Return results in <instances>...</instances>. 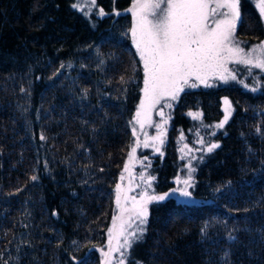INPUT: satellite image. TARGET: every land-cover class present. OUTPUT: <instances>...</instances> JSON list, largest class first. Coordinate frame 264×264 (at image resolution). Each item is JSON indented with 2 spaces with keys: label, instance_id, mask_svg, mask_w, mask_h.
Returning <instances> with one entry per match:
<instances>
[{
  "label": "trees",
  "instance_id": "16d2710c",
  "mask_svg": "<svg viewBox=\"0 0 264 264\" xmlns=\"http://www.w3.org/2000/svg\"><path fill=\"white\" fill-rule=\"evenodd\" d=\"M95 2L103 16L74 0H0V264H101L144 73L133 0ZM255 2L240 0L244 44L264 39ZM258 81L255 92L231 81L179 95L156 192L185 171L179 135L220 147L191 159L192 202L149 206L131 247L140 264H264V72ZM225 99L228 123L207 127Z\"/></svg>",
  "mask_w": 264,
  "mask_h": 264
},
{
  "label": "snow or ice",
  "instance_id": "6c2138e0",
  "mask_svg": "<svg viewBox=\"0 0 264 264\" xmlns=\"http://www.w3.org/2000/svg\"><path fill=\"white\" fill-rule=\"evenodd\" d=\"M239 4L240 0H133L129 11L134 23L130 31L136 51L143 62L144 73L143 99L140 100L139 109L135 113L133 135L136 133V124H139L141 129L145 123L151 126V114L162 101L164 104L158 114L163 118V108H171V102L177 101L179 94L184 92L186 87L196 88L200 84L204 87L216 86L209 82L211 79L220 80L225 84L229 79L240 83L242 78L238 80L235 70L229 69L230 63L243 65L247 69L257 68L264 71V42L250 47L246 52L235 37L236 23L240 19ZM92 5L95 6V0H92ZM72 7H77L75 0ZM258 8L259 14L264 16V0H260ZM97 12L100 16L105 14L103 9H98ZM256 53L259 54L255 55ZM243 87L247 88L248 85L243 84ZM250 90L255 92L258 89L254 86ZM224 104L226 107L223 119L214 126L207 127L222 129L228 123L232 109L227 99L224 100ZM188 115L194 120H199L202 116L198 112H189ZM164 124H167L166 119L157 126V135L152 138L153 142L159 141L163 144L161 137L165 134ZM210 135H215V132ZM41 139L44 137L41 136ZM180 139L183 141L184 136L181 135ZM198 142L201 147L195 149L197 152L211 153L220 147L216 142L205 145L203 137H200ZM140 143V138L137 136L131 147L128 165H131L136 157ZM143 147H150L147 134L143 140ZM186 148L188 145L180 149L181 153H184ZM155 151L160 152V148L155 147ZM192 151L193 149H188L189 154ZM160 154L163 155L162 152ZM181 159H184L183 155ZM141 163L143 164V161ZM150 166L149 162L145 167ZM187 167L190 170L188 178L183 181L177 179L175 181L177 187L165 194H156L152 189L154 176L141 173L138 177L141 184L136 185L142 187L139 193L140 199L131 197V205L127 208L121 204V187L119 185L116 187V205L119 214L107 233V251L101 249L104 264H126L133 242L144 234L150 203L163 202L173 196L188 200L192 198L189 189L194 186L191 172L195 169L190 160ZM123 171L131 176L128 166ZM32 179L35 180L36 177L33 176ZM120 179L123 180L124 176L122 175ZM128 190H132L131 181ZM123 200L127 204L129 197L124 194ZM125 212L130 215L125 217ZM132 214L136 220L135 225L130 223L133 220ZM231 238L235 239V237ZM114 253L118 254L115 259ZM78 264L85 262L81 261Z\"/></svg>",
  "mask_w": 264,
  "mask_h": 264
},
{
  "label": "rangeland",
  "instance_id": "374dc122",
  "mask_svg": "<svg viewBox=\"0 0 264 264\" xmlns=\"http://www.w3.org/2000/svg\"><path fill=\"white\" fill-rule=\"evenodd\" d=\"M259 3H260V0H256L255 4H256L257 8H258ZM76 4H77V8L78 9L83 10V11H85L88 14H91V13H93L95 11H96V13H98L97 10L99 8H98V6H96V2H95V6L92 5V0H76ZM130 8H131V6L125 12L131 14V12L129 11ZM239 10H240V4H239ZM258 10H259V8H258ZM262 18L264 20V16H262ZM240 19H241V12H240ZM240 19L236 23L235 37L240 42V46L243 47L245 49V51L247 52V51H249L250 47H255V46L261 44V42H264V39L259 41V42L252 43V44H246V43L244 44V43H242L241 42L242 40L239 39L238 34H237V28H238ZM133 23H134V18L132 17V26H133ZM130 34H131V31H130ZM131 38H132V36H131ZM132 41H133V39H132ZM133 43H134V41H133ZM134 45H135V43H134ZM258 54L259 53H256L255 55H258ZM142 64H143V62H142ZM228 67H229L230 70H235V74H237L238 80H240L242 78L241 83L244 82V84H247L248 88L249 87L252 88L254 86L256 87L257 85H259L258 78H259L260 74L262 72H264V71H261L260 69H257V68L247 69L243 65H238V64H235V63H230L228 65ZM231 81L232 80L229 79V82H231ZM247 81H249L250 85H249V83H247ZM209 82L213 83L214 85H216L218 83H223L222 81L216 80V79H211ZM199 86H204V85L200 84ZM187 89H195V88H187L186 87L185 90H187ZM142 99H143V97H142ZM175 102L176 101L171 102L172 103V107L171 108H166V107L163 108V111H164V117L163 118L158 114V111H159V109L161 107H163L164 101H162L161 104L157 105L156 109L153 110V112L151 114V120H152L151 126L149 124L145 123L143 129H141L139 124L135 125L136 133H135V135H133V142H132L131 147L134 145V142H135L137 136L140 138L141 143L137 147L136 157L133 159L132 164L128 165V159H129L130 152H131V147H130V149H129L128 153H127V158H126L125 164H124V166H123V168L121 169V172H120L121 173L120 177L123 175L124 179L123 180L120 179L119 182H118V185L122 189L121 204L125 208L130 207V205H131V197H136L137 199H140L139 193L142 191V187H136V185L141 184V181L138 178L139 175L141 173H145L146 175L154 176L153 167H154V162L156 160L155 158H156V156H161L160 152H162L163 155L165 154V147H166L168 139L170 137V130H171V127H172L171 119H172V113H173V108H174ZM225 107H226V105H225ZM138 109H139V106H138ZM194 112L197 113V111H194ZM135 119H136V116H134V118H133L132 128H133V122L135 121ZM164 119L167 120V124L163 125L164 132H165V134L161 137V139L163 140V144H160L159 141L153 142L152 138L157 135V126L162 124ZM145 134H147L148 141H149V144H150V147H148V148L143 147V140H144ZM181 135H183V134H181ZM181 135H179L178 140H177L179 151H180V149L182 147H184V145H188V148L185 149L184 153H181V151H180L181 156L182 155L184 156V160L186 161V165H184V170L185 171L183 173H181V175H178L176 180L180 179L181 181H183L184 179L188 178V174H189L190 170L187 167V165L189 163V160L191 161V159L194 157V155L196 153L195 149H197V148L192 146L188 142V139L184 135H183L184 136V140L181 141V139H180ZM153 145H155V146H153ZM155 147H159L160 148V152H156L155 151ZM188 149H193L191 154H189ZM145 157H147V159H144ZM141 161H143V164L141 163ZM149 162H150L151 166L150 167H145L146 165L149 164ZM126 166H128L130 168L131 176H129V174H127V173H124L123 169ZM130 181H131V184H132V190L129 191L128 188H129ZM154 182H155V179L152 181V189L155 191L156 194L169 193L172 189L177 187V185L175 183V186L172 189L168 190L167 192H162V193L161 192H156V190L154 188ZM124 194H126L129 197V201H128L127 204H125L124 200H123V195ZM173 197L178 199V200L184 201V202H192V198L190 200H188L187 198H183V197H179V196H173ZM152 203H150L148 205V212H149V206ZM118 214L119 213H118L117 205H116V212H115V216H114L113 220L116 218V216ZM124 215H125V217H127L128 215H130V213L125 212ZM132 215H133V220L130 221V223L135 225L136 220H135L134 214H132ZM117 223H119V221H117ZM145 227H146V225H144V228ZM111 228H112V223H111L108 231L111 230ZM113 243H115V241ZM107 244H108V237H107V241H106L105 245L101 249L107 251ZM100 254H101V264H104V256H103L101 250H100ZM117 256H118V254L114 253V259ZM132 260L136 261L137 264H140V262L138 260L133 258L132 254H131V249H130L129 253L127 255L126 264H130Z\"/></svg>",
  "mask_w": 264,
  "mask_h": 264
}]
</instances>
